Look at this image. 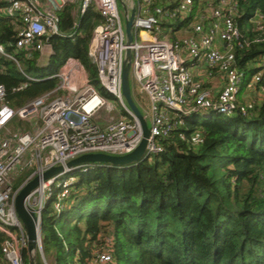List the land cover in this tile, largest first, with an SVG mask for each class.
Masks as SVG:
<instances>
[{
	"label": "built area",
	"instance_id": "built-area-1",
	"mask_svg": "<svg viewBox=\"0 0 264 264\" xmlns=\"http://www.w3.org/2000/svg\"><path fill=\"white\" fill-rule=\"evenodd\" d=\"M123 1L124 21L134 9L129 46L118 0H80L73 11L70 33L60 30L59 13L75 0H0V11L14 26L15 49L27 55L48 50L50 56L52 37H70L73 41L80 17L90 8L100 16L87 47L96 82L90 80L80 61L70 56L55 74L46 77H34L19 69L25 81L17 90L30 81L57 79L53 89L21 107L14 109L6 103L0 84V232L6 236L0 246V264H25L22 251L27 247V236L14 208V199L25 183L52 167H64L60 173L40 180L26 198V205L40 223L49 199H53L56 211L62 208L76 181V175L70 173L99 164L66 167L69 160L89 153L122 156L139 145L141 127L121 90L127 47L131 51L130 77L149 101V114L144 115L146 122L147 117L150 119L149 136L142 158L161 153V140L169 129L182 125L191 115L245 116L255 105L241 101L240 96L264 80V54L246 81V73L236 66L234 56L235 46L242 47L234 22L238 16L236 0ZM250 21L256 24V14ZM0 55L17 63L1 42ZM202 66L222 75L223 84L216 93L195 79L194 71ZM259 88L264 93V86ZM190 141L202 143L201 131H194ZM23 170L29 171L27 177L14 187L12 179ZM89 264H113L112 254L99 252Z\"/></svg>",
	"mask_w": 264,
	"mask_h": 264
},
{
	"label": "trees",
	"instance_id": "trees-1",
	"mask_svg": "<svg viewBox=\"0 0 264 264\" xmlns=\"http://www.w3.org/2000/svg\"><path fill=\"white\" fill-rule=\"evenodd\" d=\"M236 1L234 22L242 47L234 48L235 64L249 81L264 54V0ZM254 14L256 24L250 21ZM59 17L60 30L72 32L71 4ZM99 22V13L90 8L80 17L73 41L49 39L52 54L40 66L39 52L27 55L15 49L14 26L0 11V42L18 63L0 55L6 103L16 109L57 84L49 78L17 90L25 81L19 69L46 77L70 56L96 82L87 47ZM261 85L264 80L257 83ZM202 119L191 115L169 129L159 154L127 166L99 163L87 173H77L60 211L52 198L42 211L44 259L49 264H89L92 244L100 235H110L113 264H264V100L245 116ZM196 130L202 143L194 145L190 137ZM5 239L0 232V246ZM22 257L27 264L26 249ZM35 259L42 264L38 252Z\"/></svg>",
	"mask_w": 264,
	"mask_h": 264
},
{
	"label": "water",
	"instance_id": "water-1",
	"mask_svg": "<svg viewBox=\"0 0 264 264\" xmlns=\"http://www.w3.org/2000/svg\"><path fill=\"white\" fill-rule=\"evenodd\" d=\"M125 12L124 1L118 0ZM134 15V9H131L130 15L124 21V31L126 37V45L129 46L132 42V19ZM130 64H131V51L127 47L125 51V56L121 68V90L124 100L126 102L127 107L133 113L135 118L138 120L139 125L142 131V139L139 145L130 153L122 155V156H113L102 153H89L78 156L74 159L69 160L65 166L66 167H75L82 164H90V163H100V164H109L113 166H127L134 164L141 160L144 155L145 147L147 143V138L149 136V127L144 118V115L139 110L136 105L131 91L130 84ZM64 167L59 165L52 167L45 172H43L42 176H36L33 179L29 180L25 183L18 194L14 199V208L15 212L22 222L27 236V247L26 251L28 253L29 259L27 264H35V252L41 251L40 244V223L37 221L34 211L30 209L26 205V198L29 193L39 184L40 180H46L55 174L63 171Z\"/></svg>",
	"mask_w": 264,
	"mask_h": 264
},
{
	"label": "rangeland",
	"instance_id": "rangeland-1",
	"mask_svg": "<svg viewBox=\"0 0 264 264\" xmlns=\"http://www.w3.org/2000/svg\"><path fill=\"white\" fill-rule=\"evenodd\" d=\"M79 1L80 0H75V2L73 4H71L73 11H76V8H77V6L79 4ZM118 7H119V12H120L122 21L124 22V17H123V14H122V6H121V4H120L119 1H118ZM168 38L171 39V35L170 34H168ZM45 51L46 50H44L42 52L41 60L46 57V55H44L45 54L44 53ZM130 84H131L132 97H133L136 105L138 106L139 110L141 111V113L143 115L149 114V101H148L147 97L144 94L138 92V89H137L135 83L133 82V79H131V77H130ZM96 85H97V87H99L98 84H96ZM246 92L243 93V95H242L243 98H241V96H240V100L241 101H244V102H254L256 104V96H255V94H250V92L249 93L248 92L246 93ZM111 100L113 101V103H114V105L116 106L117 109H120L121 108L120 104L117 101H115V99L111 98ZM202 118H203L202 116H199V120H203ZM147 125L148 126L150 125V119H149V117H147ZM91 169L92 168H89V169H87L85 171L79 170V169H77V170L75 169V171L73 173H70V174H72V175L75 174L76 175L75 176L76 177V181H77V173H79V174L87 173ZM24 171H28V170H23V172ZM26 177H27L26 173H22L21 172L19 174V176H17L16 178H13L12 179L13 185L18 186L21 183V181L23 180V178L25 179ZM111 239L112 238H111L110 235H104V236L100 235L99 240L96 241L95 243H93L92 246H91V248L93 250V253L91 255L90 261L99 252H102V251H105L106 250L109 253H111V244H110L111 243ZM37 252L40 254V260H41L42 264H49V262L46 261L44 259V257L42 256V252L41 251H38L37 250L35 252V254H34L35 255V258H36V253ZM26 255H27V259H26V262H27L28 259H29V256H28L27 251H26ZM23 261H24V258H23ZM24 263H25V261H24Z\"/></svg>",
	"mask_w": 264,
	"mask_h": 264
},
{
	"label": "crops",
	"instance_id": "crops-1",
	"mask_svg": "<svg viewBox=\"0 0 264 264\" xmlns=\"http://www.w3.org/2000/svg\"><path fill=\"white\" fill-rule=\"evenodd\" d=\"M44 53L46 57L41 60V55H42L41 54L40 58L38 59L40 65H45L46 62L48 61L49 51L46 50ZM194 77L196 80L202 81L206 87L210 88L215 93L219 90V88L223 84L222 75L218 71H212V72L207 71L205 70L204 66L194 71ZM247 92L248 93L250 92V94H255L256 104H260L264 100V93L260 91V88L259 86H257V84L256 85L252 84Z\"/></svg>",
	"mask_w": 264,
	"mask_h": 264
}]
</instances>
